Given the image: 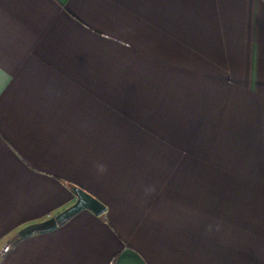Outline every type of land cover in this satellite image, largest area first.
Here are the masks:
<instances>
[{"label": "crops", "instance_id": "crops-1", "mask_svg": "<svg viewBox=\"0 0 264 264\" xmlns=\"http://www.w3.org/2000/svg\"><path fill=\"white\" fill-rule=\"evenodd\" d=\"M0 264H264V0H0Z\"/></svg>", "mask_w": 264, "mask_h": 264}, {"label": "water", "instance_id": "water-1", "mask_svg": "<svg viewBox=\"0 0 264 264\" xmlns=\"http://www.w3.org/2000/svg\"><path fill=\"white\" fill-rule=\"evenodd\" d=\"M71 189L75 195V200L73 203H71L66 208H64L53 216L20 228L17 232V235L24 236L32 234L34 232L47 231L53 229L54 227H56L66 219L70 218L83 208H87L95 214H99L104 211V204L98 199H96L94 196L77 186H72Z\"/></svg>", "mask_w": 264, "mask_h": 264}, {"label": "rangeland", "instance_id": "rangeland-1", "mask_svg": "<svg viewBox=\"0 0 264 264\" xmlns=\"http://www.w3.org/2000/svg\"><path fill=\"white\" fill-rule=\"evenodd\" d=\"M190 118V117H188ZM184 124H190V123H184ZM185 132V135L188 134L186 137H183V139H181V142L185 143V144H189V142H193L192 139H191V134H190V131H184ZM182 143V144H183ZM186 149H188L187 147L183 146L182 148H180V153L183 154V155H186L187 152H186Z\"/></svg>", "mask_w": 264, "mask_h": 264}]
</instances>
